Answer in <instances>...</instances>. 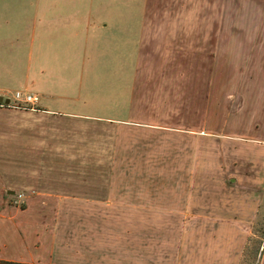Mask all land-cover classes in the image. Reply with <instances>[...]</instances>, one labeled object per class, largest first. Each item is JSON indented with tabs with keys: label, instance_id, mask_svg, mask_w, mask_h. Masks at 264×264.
Segmentation results:
<instances>
[{
	"label": "crops",
	"instance_id": "obj_1",
	"mask_svg": "<svg viewBox=\"0 0 264 264\" xmlns=\"http://www.w3.org/2000/svg\"><path fill=\"white\" fill-rule=\"evenodd\" d=\"M232 1L233 17L225 21L201 17L177 20L175 25L200 27L199 34L185 35V29L176 33L194 43L191 50L198 41L204 51L210 42L216 43V67L199 73L196 88L223 91L238 100L232 143L242 174L230 179H245L242 187L248 200L238 195L233 209L251 216L260 205L261 197L256 196L263 193L257 187L264 188L254 174L245 173L264 172V0ZM253 2L256 11L250 6ZM20 9L15 19L0 20V97L10 99V104L0 103V260L136 264L145 252L139 238L144 220L206 213L211 211L207 196L197 201L183 195L172 198V193H186L185 187H191L186 180L171 184L152 177H126L124 165L114 162V145L128 125L142 127V122L112 117L113 103L91 102V95L78 90L65 94L66 82L75 83L81 73L72 61L71 45L69 51L65 47L63 23L46 20L41 33L34 34L31 11L27 5ZM215 26L214 33L209 28ZM66 57L71 60L67 65ZM17 90L39 95V106H11ZM244 109L249 114H241ZM201 134L223 137L215 131ZM206 160L191 169V176L201 172V180L205 179L199 184L203 195L209 174L224 170ZM19 191L26 195L22 207L10 204Z\"/></svg>",
	"mask_w": 264,
	"mask_h": 264
},
{
	"label": "rangeland",
	"instance_id": "obj_2",
	"mask_svg": "<svg viewBox=\"0 0 264 264\" xmlns=\"http://www.w3.org/2000/svg\"><path fill=\"white\" fill-rule=\"evenodd\" d=\"M222 2L25 0L22 5L31 11L34 34L41 33L46 20L63 23L60 33L65 35V47L69 51L71 45L75 53L72 61L81 73L75 83L73 79L66 82L65 94L78 90L81 95H91V102L113 103L112 117L142 122V127L128 125L114 145V162L124 165L126 177H152L171 184L172 180H186L191 187H185V182L182 188L186 193H172V198L183 195L197 201L207 196L211 211L206 213L144 220L139 238L145 252L136 264H262L264 259V188L257 187L263 193L256 196L261 201L255 215H241L233 209L238 195L248 200L242 187L245 179H230L242 174L232 143L238 100L223 91L204 90L200 85L196 88L199 73L216 67V43L210 42L204 51L198 41L197 50H191L189 46L194 43L176 36L184 29L185 35L201 30L197 25L177 28V20L202 17L215 22L233 17V1L224 0V6ZM20 4L0 0V20L19 16ZM256 5L250 3L252 10L256 11ZM202 7L207 10L202 11ZM209 29L215 33L217 27ZM70 61L65 58L66 65ZM241 114H249L248 109ZM202 131L219 132L223 137L202 135ZM201 159H207L209 166L221 164L224 169L209 174L205 195L199 188L201 181L205 183L201 172L191 176V169L199 166ZM245 173L254 174L255 182H264L260 170ZM215 205L218 208L211 209ZM192 207L195 209V204Z\"/></svg>",
	"mask_w": 264,
	"mask_h": 264
},
{
	"label": "built area",
	"instance_id": "obj_3",
	"mask_svg": "<svg viewBox=\"0 0 264 264\" xmlns=\"http://www.w3.org/2000/svg\"><path fill=\"white\" fill-rule=\"evenodd\" d=\"M14 101L11 103V106H23L26 107L27 105H35L38 103L39 96L32 93L22 92V91H15L13 94ZM25 104V105H22ZM25 192L19 191L16 192L10 199V204L16 207H22L25 204Z\"/></svg>",
	"mask_w": 264,
	"mask_h": 264
},
{
	"label": "trees",
	"instance_id": "obj_4",
	"mask_svg": "<svg viewBox=\"0 0 264 264\" xmlns=\"http://www.w3.org/2000/svg\"><path fill=\"white\" fill-rule=\"evenodd\" d=\"M0 264H28V263H21V262H16V261L0 260Z\"/></svg>",
	"mask_w": 264,
	"mask_h": 264
},
{
	"label": "water",
	"instance_id": "obj_5",
	"mask_svg": "<svg viewBox=\"0 0 264 264\" xmlns=\"http://www.w3.org/2000/svg\"><path fill=\"white\" fill-rule=\"evenodd\" d=\"M1 102H4V104H10V99L9 98H6V99H3L2 97H0V103Z\"/></svg>",
	"mask_w": 264,
	"mask_h": 264
}]
</instances>
